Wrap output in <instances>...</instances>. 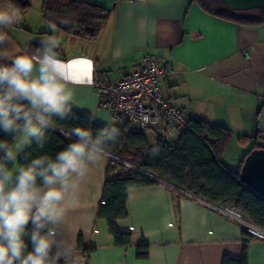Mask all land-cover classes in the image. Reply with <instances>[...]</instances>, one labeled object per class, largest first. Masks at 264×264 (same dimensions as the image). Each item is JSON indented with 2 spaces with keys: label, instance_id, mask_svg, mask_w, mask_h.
Segmentation results:
<instances>
[{
  "label": "crops",
  "instance_id": "crops-1",
  "mask_svg": "<svg viewBox=\"0 0 264 264\" xmlns=\"http://www.w3.org/2000/svg\"><path fill=\"white\" fill-rule=\"evenodd\" d=\"M88 1L109 11L94 39L71 36L57 27L52 33L51 23L41 14L42 0H29L33 9L22 11L23 21L7 30L11 49L21 52L39 45L45 35L58 36L59 57L71 62L63 70L80 82L73 86V111L94 115L93 123L103 127L110 116L98 107L90 84L93 70L119 79L149 53L166 58L172 69L160 82L166 99L194 119L230 130L231 139L219 157L228 170L239 168L258 134L264 142V23L222 18L194 0ZM250 12L238 15L254 18ZM245 49L248 57L242 53ZM87 60L92 62L90 78L75 64ZM150 130L156 143L164 127ZM109 162L110 157L91 166L75 198L62 205V232L73 245L67 264H222L225 256L241 257L245 238L237 222L212 209L205 199L159 179L127 189V214L116 226L131 235V242L115 245L106 222L97 218ZM141 242L147 244L143 259L136 256ZM246 249L247 264H264V240L250 236Z\"/></svg>",
  "mask_w": 264,
  "mask_h": 264
},
{
  "label": "clouds",
  "instance_id": "clouds-1",
  "mask_svg": "<svg viewBox=\"0 0 264 264\" xmlns=\"http://www.w3.org/2000/svg\"><path fill=\"white\" fill-rule=\"evenodd\" d=\"M23 18L14 0H0V133L6 137L0 139V264H67L73 245L62 232V205L75 198L90 167L110 157L121 131L111 120L95 133L75 126L54 156H33L56 121L72 117L73 86L80 82L63 70L71 62L59 57L55 34L40 38L35 50L11 49L7 30ZM160 150L155 142L149 148L152 157Z\"/></svg>",
  "mask_w": 264,
  "mask_h": 264
},
{
  "label": "trees",
  "instance_id": "trees-1",
  "mask_svg": "<svg viewBox=\"0 0 264 264\" xmlns=\"http://www.w3.org/2000/svg\"><path fill=\"white\" fill-rule=\"evenodd\" d=\"M206 12L231 20H238L245 24H263L264 9L257 10L258 15L247 18L229 10L219 0H194ZM14 3L25 11L30 7L29 0ZM41 14L45 21L68 35L85 39H94L105 24L109 11L88 0H42ZM61 21H68L67 24ZM39 45H31L28 50H35ZM90 128L93 133L101 126L93 123L89 116L73 111L67 120H57L55 128L61 132L51 131L49 139L43 149L34 148L33 156L47 153L54 156L67 146L66 138L73 127ZM121 136L116 144L111 146V155L122 160L128 159L139 170L153 175L156 179L167 182L183 191L189 192L212 204L230 205L238 210L252 224L264 229V197L239 180L238 169L228 170L219 157L231 139V132L221 125L212 124L205 120L194 119L190 116L188 126L180 132L175 143H163L159 136L156 144L160 146L158 156L152 157L144 133L129 132L119 128ZM0 133V139H4ZM264 148L261 136L258 134L245 157L252 149ZM122 167V165L117 164ZM138 170L131 169L127 175L109 176L103 186L101 202L97 209V218L103 219L109 233L117 246H127L131 242L128 232H121L116 226L118 219L126 217L125 197L130 187L146 186L156 183ZM31 227V224L29 225ZM244 231V230H243ZM244 244L239 259L225 256L222 264H247V232L244 231ZM29 249L31 244L29 243ZM91 249H85L89 252ZM136 256H147V244L141 242L137 246Z\"/></svg>",
  "mask_w": 264,
  "mask_h": 264
},
{
  "label": "built area",
  "instance_id": "built-area-1",
  "mask_svg": "<svg viewBox=\"0 0 264 264\" xmlns=\"http://www.w3.org/2000/svg\"><path fill=\"white\" fill-rule=\"evenodd\" d=\"M242 53L249 56L246 49ZM171 74L166 58L145 53L138 66L119 79H111L106 73L93 70L90 84L97 96L98 107L109 113L110 120L118 128L145 133L151 128L163 126L160 139L168 143L188 126L190 120L185 110L162 95L160 82ZM131 169L138 168L110 155L109 176L127 175ZM208 205L237 222L252 238L264 240V229L252 224L232 206Z\"/></svg>",
  "mask_w": 264,
  "mask_h": 264
},
{
  "label": "water",
  "instance_id": "water-1",
  "mask_svg": "<svg viewBox=\"0 0 264 264\" xmlns=\"http://www.w3.org/2000/svg\"><path fill=\"white\" fill-rule=\"evenodd\" d=\"M22 1V0H19ZM229 10L245 12L264 9V0H219ZM59 131V129L55 128ZM144 175L156 179L153 175L137 169ZM239 180L264 197V148L252 149L244 158L239 171Z\"/></svg>",
  "mask_w": 264,
  "mask_h": 264
},
{
  "label": "rangeland",
  "instance_id": "rangeland-1",
  "mask_svg": "<svg viewBox=\"0 0 264 264\" xmlns=\"http://www.w3.org/2000/svg\"><path fill=\"white\" fill-rule=\"evenodd\" d=\"M32 5L35 6L34 4H31V6H30L29 9H33ZM249 11H251L250 14H249V16H251V17H255V16L258 15V11H257V10H249ZM151 129H153V128H151ZM153 134H154L153 131L150 130V129L146 131V137H147L148 145H149V146H151L152 143L154 142ZM123 161H125V162H127V163L133 165V163H131L128 159H124ZM133 166H134V165H133Z\"/></svg>",
  "mask_w": 264,
  "mask_h": 264
},
{
  "label": "snow or ice",
  "instance_id": "snow-or-ice-1",
  "mask_svg": "<svg viewBox=\"0 0 264 264\" xmlns=\"http://www.w3.org/2000/svg\"><path fill=\"white\" fill-rule=\"evenodd\" d=\"M75 64H78L81 66V68L85 71V74H87L90 78V69H91V64L88 61H77ZM73 64H70L69 67H73ZM78 78V77H77Z\"/></svg>",
  "mask_w": 264,
  "mask_h": 264
}]
</instances>
